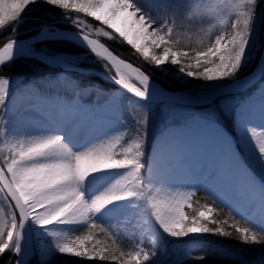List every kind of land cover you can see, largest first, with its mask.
<instances>
[{"label":"snow or ice","instance_id":"1","mask_svg":"<svg viewBox=\"0 0 264 264\" xmlns=\"http://www.w3.org/2000/svg\"><path fill=\"white\" fill-rule=\"evenodd\" d=\"M37 0H0V28L11 27L15 33L22 15L29 5ZM62 10H72L76 13L92 17L102 22L109 29H113L123 38L146 62L159 67L171 63L180 67L188 76L205 81L234 78L238 71L250 35V23L254 9L259 0H245L246 11L231 25L232 31L227 36H216L214 44L207 50L195 54L198 67L189 65L187 69L181 65V59L191 57L190 53L174 51L173 45L178 44L174 38L175 29L169 26L174 23L173 18L183 15L187 0L183 6L174 8L162 17H151L136 7L132 0H46ZM163 23L157 27V20ZM78 24L82 21L77 20ZM108 36L107 31H103ZM91 50L97 57H104L110 61L118 79H113L123 88L132 92L142 100L154 96L166 98L167 94L157 93L150 89L151 77L140 68H133L115 56L98 40L83 35ZM15 40L7 42L0 48V64L13 58ZM157 49L162 54H157ZM204 61V63H201ZM209 65H213L209 67ZM202 69V70H201ZM139 82V87L130 82L132 75ZM61 79V78H57ZM65 82L63 90L57 87L56 79L49 81L47 91L51 93L46 102L62 109L65 119L72 122L87 115V122L97 118L93 110H85L78 102V97L88 91V87H81L78 82L62 77ZM8 79H0V103L8 95ZM65 93L72 95H65ZM7 110V105H4ZM135 111V109H134ZM139 115V114H138ZM52 122L56 123L54 120ZM148 126V111L139 119L135 117V128L132 131L135 139L125 147L116 137L100 149L88 151H73L60 134H49L27 143H20L14 154L9 155L0 167V182L4 192L12 204V215L8 220L0 219V257L11 252L13 256L21 257L23 229L29 220L45 227L50 224H87V234L78 235L69 243L57 242L55 251L62 255H70L88 260H100L110 264H147L155 256L153 247L132 253L113 251L108 245L94 239V230L99 229L101 234H107V229L92 221L94 213L100 212L107 205L137 197L147 203L151 215L167 235L174 238H183L192 234L211 233L213 235L232 236L226 230V221L220 222L210 217L213 209L205 205V210H193L190 198L194 192L180 199L160 202L152 196L153 183H161V176L168 166L178 160L187 151L185 142L173 145L169 152L161 154L159 147L153 155L152 165L145 176L144 144ZM204 127L211 129L210 125ZM218 134V129L215 130ZM252 140L256 138V129H248ZM119 146V151L117 148ZM259 156V167L264 171V142L255 144ZM108 169H127L126 175L117 180L110 188L93 199L86 200L81 191L83 182L92 174ZM147 189V191H146ZM246 205L255 212L264 214V183L259 188L249 185ZM220 224L221 226H216ZM237 239L242 243H264V234L251 231L249 228L236 227ZM57 236V233H50ZM156 245L157 240H153ZM89 245H91L89 247ZM125 256L128 260H125ZM203 257H201L202 259ZM7 264H22L21 259L8 261Z\"/></svg>","mask_w":264,"mask_h":264},{"label":"rangeland","instance_id":"2","mask_svg":"<svg viewBox=\"0 0 264 264\" xmlns=\"http://www.w3.org/2000/svg\"><path fill=\"white\" fill-rule=\"evenodd\" d=\"M184 2L185 0H132V3L138 7L141 12L151 17H162L171 12L174 8L183 6ZM259 2L261 3L258 7ZM259 2L255 6L254 14L250 23V35L241 65L236 72L235 77L228 78L231 79L230 81L241 77L240 75L243 72L250 70L252 66H255L258 60L262 47L263 28L260 27V19L262 20L263 17L264 0H259ZM244 4L245 0H187L183 15L174 17V23L169 25L174 27V38L178 41V44L173 45V50L182 52L183 50H190L191 55L193 53V58H195V54L198 51L207 50L209 46L214 44L216 36H227L232 31V23L239 18L241 13L247 10ZM51 7H54V5L47 3L46 0H37L36 3L29 5V7L25 10L20 20L21 23L25 24L19 26V22L15 33L11 32V27L0 28V48L13 39L16 42L20 38L28 37L38 33L39 31H50L53 28H61L59 26V22H63L68 25V27L70 26L66 29L75 30L84 35H89L90 37L100 40L106 46L107 44L103 42L104 40H102V38H108L115 35L118 40H121L130 49L135 51L123 38L119 37L113 29H109L107 26L103 25L102 22L95 21L92 17H87L84 14L76 13L72 10L61 11L60 14H58V17L60 15H63V17L55 19L57 21L52 23L50 21L49 23L45 22L39 18L33 23L29 22L28 19L27 21L25 20L27 18L26 14L38 13L41 9ZM77 20L82 21V23L78 24L76 22ZM92 22H95L94 24L96 25V28L90 26ZM162 23L163 21L158 19L156 24L153 26L157 27ZM103 31H107L109 35L104 36ZM61 42L63 41L46 40L35 43L30 46V51L36 56L29 54L14 58L3 63L9 64L0 69V79L9 80L8 95L5 97L4 102L0 103L1 166H4V159H6L9 155L14 154L15 151L12 146L10 148V143H6V140L4 139L8 130L3 121V117L6 112L4 105L8 104L9 99L12 96L19 94V99H25V102L33 101L35 98H38L42 100L43 104L50 106L51 104L49 103L50 105H48L45 101L48 97L46 91L49 88V81L54 79H56V85L59 84V88L61 90L65 87V82L62 79L64 76L72 81L78 82L81 87H88V91L82 93L78 97V102L82 106H88L90 110L102 105L104 101H107L108 98L112 96L117 97L116 100H114V108L117 114V120L115 122L118 125L117 132L120 134L118 137H122L120 142L125 147L132 143V141L136 138L135 134L132 132L135 128V117L139 119L144 112L148 111V126L144 144L145 155L143 158V162L145 164L156 135L166 127L180 128L186 126L189 119L194 114L204 117L206 123L220 127L221 133L229 136L225 145L235 152L236 141L238 140L235 121L238 107L244 99L249 97L251 93L255 92L256 87L262 88L264 86L263 74L262 78L255 81L254 84L234 91L233 93L222 95L209 104L197 107L161 101L158 96L142 100L133 93H129V91L116 83L114 79L118 78L114 69L110 68L109 71L106 70V67H110V64L106 63L102 58L97 57L92 54L89 49L76 43L66 41V43L72 47L67 48L63 47ZM156 51L157 54H162L160 49H157ZM57 54H62L70 65L68 67H63L55 62L52 63L50 60L38 57V55L55 56ZM138 56H140V61H130L122 57L121 59L135 68H140L142 71H145L146 74L149 70L146 65H149L150 67L153 66L152 68L155 70L158 79L161 81L168 80L176 87L175 91L172 92H184L185 95H195L200 90H215L222 84V79L212 81H205L202 78L197 79L188 76L185 72H182L180 67L177 65L166 63L156 67L150 62H146L140 54H138ZM29 60H34L35 64V66L31 69L27 68V66H29L28 64H30L28 62ZM201 63H204V61H201ZM41 65L43 68L40 67ZM45 65L49 66V68L45 67ZM181 65L186 69L189 66L188 63H185L183 58L181 59ZM212 66L213 65H209V67ZM196 67H198V65H194V68ZM151 80L164 88L160 80ZM130 82L135 84L137 87L140 86L139 82L132 77L130 78ZM47 92L50 93L49 91ZM44 95H46V98L43 99ZM65 95L70 96L72 94L65 93ZM50 107H52V105ZM71 122L72 121H66L67 124H70ZM230 122V128L228 129L227 126H229ZM117 151H119V146ZM94 184L95 180L90 179L83 182L81 191L84 194L85 199L87 198L85 194L94 186ZM194 193V196L190 198L192 206L191 208H187V212H192L194 209L204 211L206 205L205 197H208L217 207L227 209V213L231 212L235 216L252 222L255 227L246 222L251 231L252 228H257L264 232V222H256L253 219L236 214L232 211V209H230V207L216 202L210 197V195L200 189L195 190ZM207 206L212 207L213 209L210 214L211 218L220 222L226 221L227 223L224 225L226 230L233 233L234 236H238L236 228L233 227V225L235 224L236 227H240L241 222H235L229 219L228 216L225 217L219 214V212H217L212 205ZM12 211V204L9 202L7 195L4 192V188L0 185V219H10ZM220 217H222V219H220ZM91 219L93 222L104 226L108 230L107 234H101L99 229H95L94 239L101 241L104 245H108L113 251H117L118 253L120 252L119 248H117V243H115L118 242L117 239L120 241H127L129 244L128 252L132 254H134L135 251L140 250L141 247H144L145 250L153 247L156 254L150 261L147 262V264H158L159 261L166 258L170 259L172 264H199V261L194 260L193 256V253L198 251V249L216 248V250L225 253L228 252L229 249L224 243V236L218 234L213 235L211 233H201L192 234L183 238H174L164 233L160 226L155 223L157 229L151 228L148 230L150 238L141 239L139 236L133 237L125 233L121 228H114L113 226L107 225L97 219L94 214ZM144 219L147 220L146 217ZM36 226L37 229H35V232L37 233V238H35V245L37 243L38 246L31 259L28 260L27 264H34L33 262H36L37 264H110V262L106 261L88 260L58 253L55 251L54 247L48 245L49 237H38V234H41L42 230L50 235V233L54 232V229H52L51 226L47 229L39 228L40 226L38 225ZM216 226L221 225L217 224ZM68 232V234L66 233L67 236L64 234V237L59 239L58 242L71 244L75 240L76 236L82 234L86 235L87 224L83 223ZM153 240H157L156 245H153ZM242 245L245 247L252 246L258 250L261 248L259 243H242ZM90 246L91 245H89V247ZM224 248H227V250ZM14 260L15 258L13 254L9 252V258L3 264H7L8 261L14 262ZM129 263L132 264L131 261H129Z\"/></svg>","mask_w":264,"mask_h":264},{"label":"bare ground","instance_id":"3","mask_svg":"<svg viewBox=\"0 0 264 264\" xmlns=\"http://www.w3.org/2000/svg\"><path fill=\"white\" fill-rule=\"evenodd\" d=\"M30 50V47L22 49L16 52L12 59L28 53L32 54ZM51 61L63 67L70 65L62 54L55 55ZM116 76L118 78V75ZM248 85L250 82H244L236 90ZM150 89L155 90L151 86ZM210 90L212 89L200 90L193 96H206ZM155 91L158 93L157 90ZM176 94L189 96L185 95L184 92H176ZM263 94L264 86L262 88L256 87L255 92L244 99L238 107L235 120L238 140L236 141L235 152L225 145L229 136L223 135L221 128L217 125L206 123L205 118L198 114H194L186 126L162 129L154 138L150 148L143 173L145 176H147L148 169L152 165L153 155L158 147L161 154L166 155L173 145L183 140L188 150L178 160L172 162L167 170L158 177L161 183H153L149 186L152 196L157 201L164 202L173 198L180 199L187 196L188 192L200 189L216 202L230 206L236 214L251 215L256 222H264V214L255 212L246 205L248 186L255 185L259 188L260 183H264V171L259 167L260 156L255 146V144L264 142ZM116 98L112 96L102 105L91 109L97 113L96 119L87 122L88 118L85 114L81 119L67 124L68 119H65L62 109L50 107L49 103L50 106H47L38 98L25 102V99L21 100L12 96L3 117L8 129L4 137L5 142L10 143V148L12 146L15 150L20 143L34 141L49 134H60L73 151L100 149L120 135L117 132L118 125L115 122L117 120L114 108ZM83 108L90 110L88 106H83ZM204 125H210L211 129L204 127ZM249 128L256 129L257 136L253 140L248 131ZM217 129L218 134L215 131ZM0 167L2 166L0 165ZM127 171V169H108L90 175L86 180H95V184L85 194L86 200L90 201L110 188L117 180L122 179ZM0 185L3 187L1 183ZM244 213L245 215H243ZM94 215L107 225L121 228L125 233L133 237L139 236L141 239H149L148 230L157 229L155 225L157 222L151 215V209L145 201L137 197L115 201ZM145 217L147 220L144 219ZM82 224L40 226L39 228L46 229L51 226L54 233L58 235L51 236L42 230L38 237H49L48 245L54 247L59 239L64 237V234L67 236L68 231ZM36 225L29 220L24 226L21 257L25 256L26 253H34L38 246L37 243L35 245ZM157 225L159 226L158 223ZM14 258L15 260L20 259L16 256Z\"/></svg>","mask_w":264,"mask_h":264},{"label":"trees","instance_id":"4","mask_svg":"<svg viewBox=\"0 0 264 264\" xmlns=\"http://www.w3.org/2000/svg\"><path fill=\"white\" fill-rule=\"evenodd\" d=\"M260 3L261 2L258 3V7L260 6ZM61 11H63V10L58 8V7H55V6L51 7V8H45V9L39 10L38 13L26 14L27 18L25 20L27 21V19H28L29 22L33 23V22H36L35 20L39 18L41 20H44L45 22L49 23V21H50L52 23L54 21H57L55 19L63 17V15H60L58 17V14H60ZM25 20H23V21H25ZM59 23H60L59 26L62 28H69L70 27V26L68 27V25H66L63 22H59ZM94 23L95 22H92L90 24V26L95 27L96 25ZM22 24H25V23L20 22L19 26H21ZM17 27H16V29H17ZM260 27L263 28V22L261 19H260ZM102 40H104V42L107 44V46L115 54H117L119 57H122V58L130 60V61H140V58H139L140 56H138V53H136L135 51L130 49L121 40H118L117 36L113 35V36L108 37V38H102ZM61 43H62L63 47L72 48L71 46L68 45V43H66V41H63ZM183 52H187V53L191 54L190 50H183ZM192 52H194V51H192ZM184 61H185V63H188L189 65H191L193 67H194V65L195 66L197 65V60L195 58H193V53H192L190 58L184 59ZM28 62L30 63V64H28L29 66H27L28 69H31V68H33V66H35L34 60H31V61L29 60ZM8 64L7 63L3 64L1 66V68L6 67ZM146 66L151 71L150 72L148 70V73H147L150 75L151 79L160 80V79H158L155 70L152 68L153 66H151V67L149 65H146ZM40 67L43 68L42 65ZM45 67L49 68V66H47V65H45ZM42 72H44V71H42ZM246 72H243L242 74H244ZM160 78H162V77H160ZM230 80L231 79L223 78L221 83L229 82ZM161 83L164 86V88H166L167 90L175 91V89H176V87L173 86L172 83L169 82L168 80L167 81H161ZM48 94H50V93H48ZM196 109H199V108H196ZM230 124H231V122L229 123V126H227L228 129L230 128ZM202 195H204V194H202ZM205 203H206V205H210V206L212 205L215 208V210H217V212H219V214H221L225 217L228 216L229 219H231L235 222H237V221L241 222L240 227H244V228L249 227L248 224L244 220L239 219L238 217L233 215L231 212L227 213L228 212L227 209L217 207L208 197H205ZM220 219H222V217H220ZM249 225H251V224H249ZM252 231H256V232L264 234V232H261V231L257 230L256 228H252ZM224 238H225L224 243L226 244L227 248H229L227 255H221V254H217L215 252H205L204 251L201 253L199 252V253L193 254L194 260H198L199 264H264V243H259L261 245V248L258 250L257 248H254L252 246H248V247L243 246L241 241L239 239H237V236H234V235L224 236ZM117 241L118 242H115V243H117V248H119L120 252L129 253L128 252V250H129L128 242L127 241H120L118 239H117ZM201 257H203V258L201 259ZM8 258H9V252L5 253V255L3 257H0V264L1 263L3 264ZM124 258H125V260H128L127 256H125ZM33 263L37 264L36 262H33ZM129 264H131V263H129ZM158 264H172V262L170 259L166 258L164 260L159 261ZM194 264H197V263H194Z\"/></svg>","mask_w":264,"mask_h":264},{"label":"water","instance_id":"5","mask_svg":"<svg viewBox=\"0 0 264 264\" xmlns=\"http://www.w3.org/2000/svg\"><path fill=\"white\" fill-rule=\"evenodd\" d=\"M263 8H264V6H263ZM262 22H263L262 47H261V51H260L258 60L255 64V66L250 71L240 75L241 77H238L232 81L222 83L215 90L210 91L209 94H207L206 96H203V97H197V96H193V95H189V96L178 95V94H176V92H170V91L166 90L165 88H163L158 83L154 82L153 80H150V86H152L155 90H157L158 93L163 92V93L167 94L166 98H159V100L169 102V103H175V104H179V105H185V106H202V105H206V104L211 103L216 98H218L222 95H226V94L234 92L241 84H244V82H252V81L260 78L264 73V9H263ZM83 35L84 34L78 32V31L70 30V29H66V28H53L50 31H39L36 34L30 35V36L25 37V38H20L19 40H17L15 42V46L13 49V55L22 49L29 48L31 45H33L35 43H39V42L46 41V40H62V41H69L72 43H76L78 45H81V46L89 49V51L92 54L96 55L91 50V48L89 47L87 41L84 40ZM90 39L98 40V39L93 38V37H90ZM98 41L101 44H103L106 48H108V50L113 54V56H115L117 58V60H122L121 57H119L117 54H115L108 46H106L100 40H98ZM25 55H29V53L25 54ZM32 56H36V55L32 54ZM38 57L42 58V59L44 58V59H47L50 61H51V59L54 58V56H46V55H41V56L38 55ZM100 58H102L106 63L111 64V62L107 61L104 57H100ZM6 61H8V60H5L4 63ZM125 64H128V63L125 62ZM0 65H2V64H0ZM131 77L133 79H135L134 74ZM0 183L3 185L2 182H0ZM32 256H33V252L32 253L30 252V253H26L25 256L20 257V259L22 260V264H27L28 260H30Z\"/></svg>","mask_w":264,"mask_h":264}]
</instances>
